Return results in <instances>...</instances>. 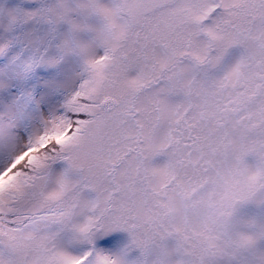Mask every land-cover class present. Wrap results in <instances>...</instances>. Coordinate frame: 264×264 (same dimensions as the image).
Here are the masks:
<instances>
[{
  "label": "snow or ice",
  "instance_id": "obj_1",
  "mask_svg": "<svg viewBox=\"0 0 264 264\" xmlns=\"http://www.w3.org/2000/svg\"><path fill=\"white\" fill-rule=\"evenodd\" d=\"M0 264H264V0H0Z\"/></svg>",
  "mask_w": 264,
  "mask_h": 264
},
{
  "label": "rangeland",
  "instance_id": "obj_2",
  "mask_svg": "<svg viewBox=\"0 0 264 264\" xmlns=\"http://www.w3.org/2000/svg\"><path fill=\"white\" fill-rule=\"evenodd\" d=\"M114 239H116V240H122L123 239V235L122 234H116L115 236H114Z\"/></svg>",
  "mask_w": 264,
  "mask_h": 264
}]
</instances>
